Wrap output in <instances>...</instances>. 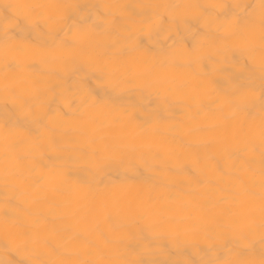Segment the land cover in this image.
Returning a JSON list of instances; mask_svg holds the SVG:
<instances>
[{"label": "snow or ice", "instance_id": "6c2138e0", "mask_svg": "<svg viewBox=\"0 0 264 264\" xmlns=\"http://www.w3.org/2000/svg\"><path fill=\"white\" fill-rule=\"evenodd\" d=\"M25 7L39 9L30 22L42 26L48 39L40 43L18 41L5 26L0 31V64L15 60L26 69L31 63H39L50 75L70 71L74 45L92 26L75 25L70 35L62 33L68 10L74 7L70 3ZM185 7L202 18L204 29L190 49L179 46L150 53L133 38L126 45L117 46L121 54L110 57L98 69L108 77L115 94L132 89L147 91L155 98L156 108L142 119L133 110L122 109L123 120L141 129L143 137L97 148L84 141L75 154V164L86 170L87 178L77 180L75 185L81 190L99 192L138 183L136 168L142 167L147 175L139 184L147 196L140 197L141 203L132 217L135 224L153 236L159 235L155 229L163 228L182 233L187 243L197 246L194 251L201 255L199 264H264V0H251L243 6L234 3L231 10L222 3ZM53 9L56 12L50 13ZM17 44L25 51L31 49L34 59H16L11 49ZM233 58L239 60L234 65L237 73L224 77V87L218 83V76L223 61ZM31 84L34 95L46 86L41 80H32ZM106 104L107 101L92 98L83 101L78 117L63 122L66 127L78 123L92 131L89 109ZM117 122H121L120 117ZM193 132L208 135L193 139ZM18 137L25 141L24 154L31 166L0 170V189L9 193L0 199L6 250L25 252L29 264H139L138 259L125 256L128 243L140 237L125 229L119 202L63 199L53 207L49 201L72 179L69 170L62 159L47 167L37 165L46 149L57 151L48 129L41 127L31 133L19 127H0V148L13 144ZM193 143L215 150L204 157L188 153ZM178 151L185 155L179 156ZM128 153H135V159H129ZM255 155L260 161L258 175L247 164ZM217 160H223V167L217 165ZM113 163L120 164L125 175L104 182ZM186 165L191 166L194 175L184 172ZM178 183L182 186L173 194ZM157 194H166L167 200L178 202L182 212L157 214ZM18 204L35 206L37 210L22 214ZM167 211L175 213L173 208ZM49 216L69 222L60 239H56L49 225ZM98 218L115 219L107 236L97 233L100 246L82 259H66L76 237L94 227ZM22 224L28 226V231H20ZM258 244L261 252L257 258ZM200 245L205 252H200ZM104 249H110V254L106 256Z\"/></svg>", "mask_w": 264, "mask_h": 264}, {"label": "bare ground", "instance_id": "6f19581e", "mask_svg": "<svg viewBox=\"0 0 264 264\" xmlns=\"http://www.w3.org/2000/svg\"><path fill=\"white\" fill-rule=\"evenodd\" d=\"M72 4L62 33L69 35L75 25H91L92 30L81 34L74 45L69 63L71 70L50 75L45 72L39 63H31L25 69L23 64H16L15 60L0 64V127H19L31 133L43 127L49 130L53 146L57 151L45 150L44 155L36 161L39 167H47L52 161L62 159L69 170L70 179L66 185L60 187L53 200L49 201L57 207L60 200L73 199L82 202L103 201L106 203L119 202L121 220L127 232L134 237L127 245L125 253L128 259H138L139 264H199L200 253L194 251L196 245L186 242V237L175 231L169 232L166 228L155 229L158 236L144 231L142 226L135 224L132 217L140 205V197L147 196L146 190L139 184L147 175L142 167L136 168L138 183H130L111 190L102 189L99 192L81 190L75 185L77 180L86 179L85 169L75 164V154L80 150L84 141L93 148L111 147L119 141H131L133 138L143 137L144 132L123 120L122 109L133 110L138 118H143L155 110L156 100L147 91L129 90L123 94H115L111 83L101 70L105 61L114 55H120L117 46H124L135 39L137 44L148 52H160L183 46L191 48L193 41L204 29L201 17L185 5L198 3H222L226 10H231L234 3L243 6L251 0H0V31L7 26L8 32L18 41H32L40 43L48 39V34L42 26H33L30 22L39 12L37 8H27L29 4ZM55 13L56 10H49ZM58 36L60 34H57ZM16 59H34L32 50L23 49L19 44L11 49ZM238 58L226 59L218 76V83L227 86L229 74H236ZM208 65L205 63V68ZM243 71V70H241ZM32 80L44 81L46 86L34 95ZM107 101L105 106L90 108L92 131L86 126L74 123L66 127L63 120L69 117H78L82 102L88 99ZM16 102L13 103L12 100ZM50 117L52 119H50ZM121 122H117V118ZM63 118V119H61ZM158 136V134H155ZM208 134L193 132V139H203ZM94 140V143L92 142ZM215 149L212 146L193 143L188 153L199 154L204 157ZM25 153V141L16 138L13 144L0 148V170L27 169L30 165ZM135 153H128L129 159H135ZM179 156L185 155L178 151ZM247 164L255 169L258 175L260 161L258 155L251 157ZM217 165L223 167V160H217ZM184 172L194 175L191 166L186 165ZM125 175L118 163H113L103 177L104 182H110ZM178 183L173 188L181 187ZM155 204L157 214L172 215L182 212L178 202L167 200L166 194H157ZM9 196V193L0 189V199ZM13 203L15 199L13 198ZM22 214L36 211V207L26 208L23 204L17 205ZM175 209L170 213L167 209ZM43 211V208L40 209ZM65 219L49 216V225L60 239L63 230L68 225ZM115 223V219L103 220L98 218L94 227L81 231L72 243V252L66 259H82L91 254L101 241L97 233L107 236L108 227ZM20 231H28V226L22 224ZM19 239V237H17ZM56 240L52 241L53 247ZM200 252H205L203 245ZM3 225L0 224V261L7 264H29V256L23 251H9ZM146 249V250H142ZM110 249H104V254H110ZM261 252L259 244L256 246V256Z\"/></svg>", "mask_w": 264, "mask_h": 264}]
</instances>
